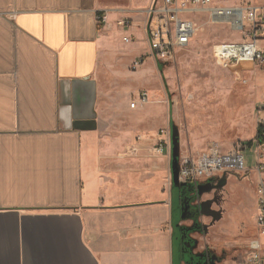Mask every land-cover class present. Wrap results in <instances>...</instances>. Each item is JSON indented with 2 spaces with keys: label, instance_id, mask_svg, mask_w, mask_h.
I'll return each instance as SVG.
<instances>
[{
  "label": "crops",
  "instance_id": "obj_1",
  "mask_svg": "<svg viewBox=\"0 0 264 264\" xmlns=\"http://www.w3.org/2000/svg\"><path fill=\"white\" fill-rule=\"evenodd\" d=\"M151 1L0 0V264H172L161 155L108 132L158 111L124 100Z\"/></svg>",
  "mask_w": 264,
  "mask_h": 264
},
{
  "label": "rangeland",
  "instance_id": "obj_2",
  "mask_svg": "<svg viewBox=\"0 0 264 264\" xmlns=\"http://www.w3.org/2000/svg\"><path fill=\"white\" fill-rule=\"evenodd\" d=\"M215 1L222 5L250 2ZM263 2L251 0L256 5ZM190 16L200 30L173 62L160 69L153 68L149 51V56H144V62L136 72H127L129 77L135 78L132 87L145 90L148 104L158 111H153L148 124H144L139 115H124L116 111L113 115L116 120L112 121L113 126L108 132L118 135L131 128L134 138L133 142L122 144L123 148L139 142L142 143L140 148L149 152H155L159 144L167 147L168 133L170 144V121L178 129L180 155L196 154L211 144L227 149L238 141L255 139L258 118L264 115V65L255 64L239 72L228 67L214 56L213 48L219 42L240 39V33L231 31L224 24H209L204 15ZM259 46H264L263 36L259 39ZM134 95L124 96L127 105ZM254 153L255 143L252 142L251 147L244 151L247 168L255 164ZM161 158L157 167H162L163 171L153 176L148 174V182L156 183L164 202L169 204L170 201L171 212H178L175 201L171 202L170 197V150L169 155L167 150L164 151ZM217 178L218 190L204 194L205 198L213 197L215 200L211 208L217 216L203 217L205 231L201 235L194 234V238L197 240L196 250L209 247L220 255L218 264H230L242 259L249 241L258 235L254 174L224 173Z\"/></svg>",
  "mask_w": 264,
  "mask_h": 264
},
{
  "label": "built area",
  "instance_id": "obj_3",
  "mask_svg": "<svg viewBox=\"0 0 264 264\" xmlns=\"http://www.w3.org/2000/svg\"><path fill=\"white\" fill-rule=\"evenodd\" d=\"M145 31L150 54L157 62H173L177 55L191 44L197 31V23L190 15H204L209 24H224L241 37L217 43L214 56L236 72L255 64L264 65V46L259 39L264 32V6L251 2L222 5L215 0H152L144 9ZM104 20V16L100 18ZM116 25L129 27L131 20L120 18ZM233 33V32H232ZM130 37H123L124 42ZM140 63L135 61L133 66ZM149 102L145 90L137 92L129 103L130 108L144 106ZM259 136L252 141L241 140L227 149L211 144L196 154L180 155L178 180L180 182L204 181L224 173L254 174L255 225L257 237L251 239L248 250L239 262L230 264H264V115L258 118ZM164 133V131L162 132ZM255 143L252 168L245 166L244 151ZM169 155L167 147L159 144L155 153Z\"/></svg>",
  "mask_w": 264,
  "mask_h": 264
},
{
  "label": "flooded vegetation",
  "instance_id": "obj_4",
  "mask_svg": "<svg viewBox=\"0 0 264 264\" xmlns=\"http://www.w3.org/2000/svg\"><path fill=\"white\" fill-rule=\"evenodd\" d=\"M218 178H214L211 181H198L195 184H188L179 188H170L171 202L175 201V205L178 207V212H171L170 224L172 228V264H218L220 261V255L210 250L208 247H203L202 250H196L192 247L194 241L190 238H194V234L201 235L204 233L205 228L200 227L203 231L187 233V229L193 225V218H181V213L185 216H195L198 214V219L202 223L203 217L206 215L201 214V209L214 216H217L216 211L211 208V204L215 201L212 198L204 197V194H208L212 191L218 190ZM208 189L207 191H205ZM181 196L184 198L183 210L181 211ZM203 206L201 207V205ZM178 223V227H174V224Z\"/></svg>",
  "mask_w": 264,
  "mask_h": 264
},
{
  "label": "water",
  "instance_id": "obj_5",
  "mask_svg": "<svg viewBox=\"0 0 264 264\" xmlns=\"http://www.w3.org/2000/svg\"><path fill=\"white\" fill-rule=\"evenodd\" d=\"M158 63V69H160L163 65L169 63V62H157ZM170 124V172H171V188H179L185 185H190V184H195L192 182H180L178 180V172H179V158H180V144H179V133H178V129L177 127L172 124V122H169ZM224 175V174H223ZM217 178V177H212V178H208L206 179L207 181H211L212 179ZM208 189H206L205 191H207ZM183 203H184V198L181 196V211L183 210ZM203 206V204L201 205V207ZM201 214L206 215V216H213V214H210L206 211H203V207L201 209ZM181 218H193L194 223L193 225L189 226V227H184L187 229V233L190 232H199L202 233L203 231L201 230L200 227L205 228L206 226L204 224H202L199 219H198V214H196L195 216L191 217V216H185L183 213H181ZM174 227H178V223L174 224ZM192 241H194L192 247H197V240L195 238H190Z\"/></svg>",
  "mask_w": 264,
  "mask_h": 264
},
{
  "label": "trees",
  "instance_id": "obj_6",
  "mask_svg": "<svg viewBox=\"0 0 264 264\" xmlns=\"http://www.w3.org/2000/svg\"><path fill=\"white\" fill-rule=\"evenodd\" d=\"M259 134H260V128H259V127H257V129H256V136L258 137V136H259Z\"/></svg>",
  "mask_w": 264,
  "mask_h": 264
},
{
  "label": "bare ground",
  "instance_id": "obj_7",
  "mask_svg": "<svg viewBox=\"0 0 264 264\" xmlns=\"http://www.w3.org/2000/svg\"><path fill=\"white\" fill-rule=\"evenodd\" d=\"M199 30H200V29H199ZM199 30L196 31L195 35H197V33H198ZM202 31H203V30H202ZM195 37H197V36H195ZM240 109H241V108H240Z\"/></svg>",
  "mask_w": 264,
  "mask_h": 264
}]
</instances>
